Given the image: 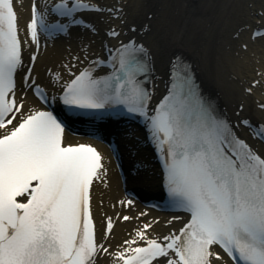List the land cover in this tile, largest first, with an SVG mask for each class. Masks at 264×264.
Here are the masks:
<instances>
[{
    "label": "snow or ice",
    "instance_id": "obj_1",
    "mask_svg": "<svg viewBox=\"0 0 264 264\" xmlns=\"http://www.w3.org/2000/svg\"><path fill=\"white\" fill-rule=\"evenodd\" d=\"M84 10L104 11L87 0H71L70 6L61 0L51 9L61 17ZM66 27L46 23L32 3L27 30L34 43H39L38 28L51 35ZM261 35L264 32L253 33ZM117 54L119 67L113 65L111 74L94 78L86 68L67 83L61 99L82 109L123 105L129 113L142 115L164 153L169 194L175 206L190 214L189 221L178 234L162 240L150 238L152 225L145 223L114 254L97 241L90 190L100 178L101 155L90 145L65 146L64 127L51 111L23 115V104L14 98L15 73L22 66L17 14L12 0H0V264H98L104 254L114 255L115 264H153L160 258H166V264H214L223 259L214 246L233 264H264V156L214 114L182 69L175 71L168 95L149 115L151 94L137 79L148 70L140 59L146 50L130 41ZM179 65L177 58L174 69ZM32 87L46 99L38 84ZM18 115L19 123H14ZM240 123L264 143V124L253 128L248 120ZM112 228L108 217L105 238ZM138 240L144 246L133 247Z\"/></svg>",
    "mask_w": 264,
    "mask_h": 264
},
{
    "label": "bare ground",
    "instance_id": "obj_2",
    "mask_svg": "<svg viewBox=\"0 0 264 264\" xmlns=\"http://www.w3.org/2000/svg\"><path fill=\"white\" fill-rule=\"evenodd\" d=\"M101 1L109 9L121 6L120 15L116 19L111 17L112 12L97 16L94 23L98 35L90 34L89 41L94 39L96 42L101 36L100 29L105 33L115 27L119 31L118 36L107 39L112 45L126 39L142 42L150 57L152 84L158 96L164 91L171 59L177 52H182L193 63L206 92L218 101L237 135L242 138L247 136V130L240 125L242 118H249L257 125L264 124V109L260 107L264 105V36L253 39L250 35L254 27L264 25V0ZM15 5L19 25L24 27L29 20L30 0H15ZM96 44L100 51L102 43ZM68 52L69 49L59 48L55 42L48 43L38 54L32 77L41 80L49 72L61 79ZM25 53L26 60H29L28 50ZM253 82L256 83L252 85ZM24 93V97L20 96L24 107L28 103L33 104L30 94ZM104 152L108 167L107 182L94 187L92 200L101 236L104 235L101 213L115 220L105 240L110 250L134 238L132 231L142 226L140 221L148 223L150 217L154 219L158 215L144 213L135 203H131L128 208L118 203L119 198L125 199L124 191L110 156L105 149ZM144 163L149 169V162ZM100 202L102 205H99ZM118 212L120 215L115 218ZM122 215H128L130 219L121 221ZM149 224L152 225L147 230L150 235L169 233L170 226L161 217ZM107 259L109 257L106 254L101 255L98 264ZM164 260L154 264H166ZM214 264L225 263L214 261Z\"/></svg>",
    "mask_w": 264,
    "mask_h": 264
}]
</instances>
